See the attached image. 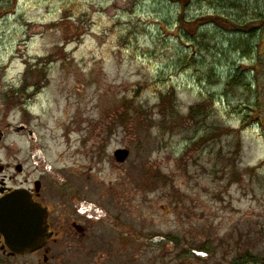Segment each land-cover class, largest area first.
<instances>
[{
  "label": "rangeland",
  "instance_id": "1",
  "mask_svg": "<svg viewBox=\"0 0 264 264\" xmlns=\"http://www.w3.org/2000/svg\"><path fill=\"white\" fill-rule=\"evenodd\" d=\"M241 2L264 12V0ZM186 3L0 0L12 120L35 129L57 201L64 191L67 208L105 213L97 228L107 257L95 264H264V30L244 58L230 44L236 34L212 28V50L201 48L194 67L177 16L214 11ZM238 69L244 84L228 87ZM172 86L176 98L161 106ZM195 104L199 119L189 116ZM122 148L130 155L119 163ZM86 246L60 241L59 256L70 252L49 264H89Z\"/></svg>",
  "mask_w": 264,
  "mask_h": 264
},
{
  "label": "flooded vegetation",
  "instance_id": "2",
  "mask_svg": "<svg viewBox=\"0 0 264 264\" xmlns=\"http://www.w3.org/2000/svg\"><path fill=\"white\" fill-rule=\"evenodd\" d=\"M1 71V70H0ZM5 76L0 82L6 83ZM4 85V84H3ZM20 140V141H19ZM45 157L38 148V136L29 121L25 119L13 122L11 100L6 87L0 83V200L20 192L26 198L32 199L48 211V225L51 236L45 245L30 253H14L7 245L0 232V258L18 259L28 256H40L44 264L70 252L63 251L59 256V242L63 241L70 248L71 241H82L87 246L89 264L102 262L107 254L102 252L101 234L97 224L101 222L95 211L83 212L81 208L69 209V193L62 191L61 201H57L56 191L52 189V181L48 177L52 168L44 167ZM46 168V169H45ZM63 203V206L59 203ZM58 208H61L60 210ZM98 235V236H97ZM109 248H114L108 242ZM57 259V260H58ZM101 264V263H100Z\"/></svg>",
  "mask_w": 264,
  "mask_h": 264
},
{
  "label": "trees",
  "instance_id": "3",
  "mask_svg": "<svg viewBox=\"0 0 264 264\" xmlns=\"http://www.w3.org/2000/svg\"><path fill=\"white\" fill-rule=\"evenodd\" d=\"M176 2L186 1V5L189 4H202L208 3L210 9H212L213 13L207 14H199L195 17H192L190 20L187 19V15L183 13H179L177 16V25L176 27L180 30V37L183 39L185 38L189 45L186 50V59L190 62L198 63V55L202 49H208L211 51V47L209 46L210 42L208 41L211 38H208V32L212 28H216L219 32L223 33H234L237 37L238 35L241 36V40H237L233 38L230 42L232 48L234 49V53H239L242 57H249L255 53L256 50V43L260 41L259 38L261 33L264 30V12L263 10H257L253 6L247 2V5L241 2V0H175ZM185 5V6H186ZM238 10L240 14H248V17H251L249 21L236 19L232 16H229L227 13L229 10ZM247 16H245L246 18ZM247 17V18H248ZM187 23L188 25L184 27L183 25ZM176 24V23H175ZM197 28L191 29L189 25H195ZM232 37V35H231ZM206 41H208V45H205ZM212 41V40H211ZM242 68V65L240 63ZM240 68V67H239ZM210 69L211 76L213 78H218L217 72ZM244 75L245 72L238 71L236 72L235 76L230 75L226 78V83L228 87H238L244 84ZM215 76V77H214ZM218 80V79H217ZM221 81V79H219ZM250 90L253 87L252 84L247 85ZM246 87V88H248ZM174 86L171 89H168L165 92L161 93L160 96V104L161 106H165L171 98L175 99L176 94L174 92ZM206 97V96H205ZM206 103L210 101V98H205ZM202 115V104H195L191 107L189 112L190 118L199 119ZM218 130H228L231 128L222 126H217ZM201 251H205L209 253L211 251L210 247L200 246L198 247ZM251 261V260H250Z\"/></svg>",
  "mask_w": 264,
  "mask_h": 264
},
{
  "label": "water",
  "instance_id": "4",
  "mask_svg": "<svg viewBox=\"0 0 264 264\" xmlns=\"http://www.w3.org/2000/svg\"><path fill=\"white\" fill-rule=\"evenodd\" d=\"M116 161L125 162L130 152L118 149ZM48 211L20 192L0 200V232L6 245L18 254H29L42 248L51 236L47 223Z\"/></svg>",
  "mask_w": 264,
  "mask_h": 264
}]
</instances>
